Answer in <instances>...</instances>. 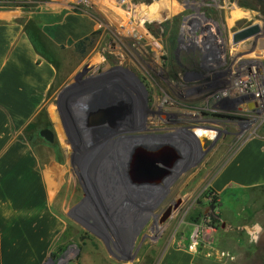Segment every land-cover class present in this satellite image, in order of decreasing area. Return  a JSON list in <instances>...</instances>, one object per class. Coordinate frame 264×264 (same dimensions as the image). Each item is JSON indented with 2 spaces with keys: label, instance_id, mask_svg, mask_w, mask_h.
<instances>
[{
  "label": "rangeland",
  "instance_id": "rangeland-1",
  "mask_svg": "<svg viewBox=\"0 0 264 264\" xmlns=\"http://www.w3.org/2000/svg\"><path fill=\"white\" fill-rule=\"evenodd\" d=\"M236 2H0V11L20 14L27 26L33 25L35 13L60 9L91 15L98 24L85 40L82 54L76 45L61 58L50 54L59 76L47 105L49 115L44 110L25 131L35 136L32 147L44 148L51 196L58 188L52 211L65 222L64 234L46 264H77L82 247L90 242L100 244L106 253L109 248L118 264H155L168 246L178 248L179 242L186 246L194 226L203 225L208 217L215 230L220 229L221 200L210 188V180L241 141L264 123V111L259 118L232 111L227 103L222 110L216 93L219 86H208L214 78L196 74L204 70L200 53H186L183 43H178L179 62L189 61L190 73L185 75L173 66L175 49L170 43L176 45L184 17L193 13L176 12L190 4L221 6L220 11L194 14L198 21L206 18L218 25L228 50L235 31L251 24H259L264 31V0ZM251 45V40L244 41L239 50H249ZM176 72L181 74L178 80ZM221 85L231 86L227 80ZM213 112L239 120L211 122L214 118L206 114ZM103 114H112L114 123L97 122L96 117ZM43 128L53 131V143L39 136ZM141 153L175 158L171 166L157 163L166 171L160 180L137 181L132 162ZM258 200L264 201V190L251 204ZM176 201L177 208L160 223L162 213ZM221 202L227 205L231 200L224 196ZM259 204L251 207L255 215L264 214V202Z\"/></svg>",
  "mask_w": 264,
  "mask_h": 264
},
{
  "label": "crops",
  "instance_id": "crops-1",
  "mask_svg": "<svg viewBox=\"0 0 264 264\" xmlns=\"http://www.w3.org/2000/svg\"><path fill=\"white\" fill-rule=\"evenodd\" d=\"M35 15L27 26L20 14L0 11V264H46L64 234L65 222L52 211L58 188L51 196L44 148L32 147L35 136L25 131L44 110L49 112L59 76L50 54L61 58L98 29L88 14L60 9ZM260 125L210 180L221 201L224 196L231 200L227 205L220 201L215 239L196 251L168 246L155 264L264 263V214L251 210L264 202L251 204L264 190V123ZM90 243L82 247L77 264H118L109 248L106 253L100 244Z\"/></svg>",
  "mask_w": 264,
  "mask_h": 264
},
{
  "label": "built area",
  "instance_id": "built-area-1",
  "mask_svg": "<svg viewBox=\"0 0 264 264\" xmlns=\"http://www.w3.org/2000/svg\"><path fill=\"white\" fill-rule=\"evenodd\" d=\"M0 2H21L26 5L34 4L35 0H0ZM263 36H260V35ZM249 50H231L229 56L216 51H209L206 61L212 71L218 72L224 60L228 59L227 81L231 86L225 88L223 95L227 102L234 101V109L243 113L256 115L260 118L264 111V34L261 32L251 38ZM214 195V194H212ZM214 213H213V215ZM215 228L211 224V217L203 225H195L189 236V245L179 242L178 248L196 251L199 247L209 245L214 239ZM224 256V252H218Z\"/></svg>",
  "mask_w": 264,
  "mask_h": 264
},
{
  "label": "flooded vegetation",
  "instance_id": "flooded-vegetation-1",
  "mask_svg": "<svg viewBox=\"0 0 264 264\" xmlns=\"http://www.w3.org/2000/svg\"><path fill=\"white\" fill-rule=\"evenodd\" d=\"M190 1V0H189ZM237 4L241 3V0H237L236 2ZM203 5H205V3H202ZM201 4V5H202ZM187 7L185 8H182L180 9L179 11L180 12H176V13H184V12H187V13H191L189 15V17L185 16L184 19H183V27L181 28V34L179 36V38H177L176 40V45H175V41L171 42L170 45L172 46V48L175 49V51L172 52V55H173V59H175V63H173V66L174 67H180L182 69L183 74L187 75L189 74L190 72L188 71L189 67L187 65L186 62H189V61H186V62H183V63H180L178 58H177V54H178V51L181 50L179 46V44L183 43V50L184 52L188 53L191 51H195V52H199V56H200V63L202 64L201 67L204 68V70H201V71H198L196 72V74H202L203 76L205 75H211L212 78H214V80L211 82H209V87L210 86H213V84L215 86H219L218 90H217V98H218V104L220 106V108L222 110H224V108L226 106H228L227 104H229V108H231L232 111H234V101L233 102H227L225 100V98H221L219 97L223 91L225 90L226 86H222L221 84H226V73H227V64H228V59L226 58V60H224V64H222V67L221 68H218V72H215V71H212L208 65V62L206 61L207 59V56H208V53L209 51H216V49H219L220 50V53L226 55V56H229V53L231 50H237L239 52H241L242 50H239V46L241 45V43H244L243 42H240L238 44H234L232 42V38H231V42H230V47H229V50L226 49V40L222 39L220 36V33H219V30H218V25L213 22L212 20H206V18L204 19L205 22H202V21H198L199 18H197L196 16L198 15L197 13L194 14L195 11H202V13H204V10H207V11H211V10H217V11H220L221 10V6H215L214 8L212 7H195L194 5L190 4L189 5H186ZM189 11V12H188ZM209 22V23H208ZM252 25H259V24H251V25H248L246 27H243L237 31H235L234 33L244 29V28H247L249 26H252ZM186 26V31H183V28ZM260 26V25H259ZM263 33L264 34V31H263V28L262 26H260V33ZM233 33V34H234ZM259 33V34H260ZM232 34V36H233ZM258 35V34H257ZM255 35V36H257ZM148 36V35H147ZM253 36V37H255ZM251 37V38H253ZM251 38L247 39V40H251ZM85 40H87V38L79 41L77 44H76V48H78V54H82L84 52L83 50V46L85 45ZM245 40V41H247ZM227 41V43H229ZM179 43V44H178ZM78 45V46H77ZM175 45V46H174ZM176 47V48H175ZM197 50V51H196ZM192 55V54H191ZM167 56L168 54H166L165 52V57L167 59ZM165 57H161L162 61L165 62L166 59ZM186 63V64H185ZM205 66H204V64ZM181 74L179 72H176L175 74V79H179ZM209 81V79H208ZM219 84V85H217ZM216 88V87H214ZM210 95H214L213 93L210 94ZM223 95V94H222ZM177 98H178V95H177ZM227 103V104H226ZM227 107V108H228ZM226 108V109H227ZM206 116H209L211 118H214L213 120H210L211 122H214L216 121L218 124L221 123V122H231V121H238L239 118L237 117H232L231 118H227L225 115H222V114H218V113H209V114H206ZM96 120L97 122H100V123H103V122H106V123H109V124H113L114 123V116L112 114H106L104 116L103 115H100V116H97L96 117ZM226 135H232V134H226ZM263 247H261L262 249ZM264 264V263H263Z\"/></svg>",
  "mask_w": 264,
  "mask_h": 264
},
{
  "label": "water",
  "instance_id": "water-1",
  "mask_svg": "<svg viewBox=\"0 0 264 264\" xmlns=\"http://www.w3.org/2000/svg\"><path fill=\"white\" fill-rule=\"evenodd\" d=\"M260 33L259 25H252L244 28L232 36V42L238 44ZM39 136L46 142H54V133L49 128H43L39 131ZM175 157H160L155 155L137 154L132 162V175L137 181H156L160 180L166 173L165 170L158 167L157 163H161L166 166H171ZM179 201H176L173 205H170L160 216V223H163L168 219L173 210L177 208Z\"/></svg>",
  "mask_w": 264,
  "mask_h": 264
},
{
  "label": "bare ground",
  "instance_id": "bare-ground-1",
  "mask_svg": "<svg viewBox=\"0 0 264 264\" xmlns=\"http://www.w3.org/2000/svg\"><path fill=\"white\" fill-rule=\"evenodd\" d=\"M186 27H184V31H186ZM119 64V63H118ZM195 134V133H194ZM197 134H199V136H202L203 132L197 131ZM212 134V133H211ZM209 136L211 137L212 135L209 134ZM202 138V137H201ZM134 158V157H133ZM173 164V163H172ZM171 168V167H170ZM187 201V200H185Z\"/></svg>",
  "mask_w": 264,
  "mask_h": 264
},
{
  "label": "trees",
  "instance_id": "trees-1",
  "mask_svg": "<svg viewBox=\"0 0 264 264\" xmlns=\"http://www.w3.org/2000/svg\"><path fill=\"white\" fill-rule=\"evenodd\" d=\"M78 46V45H77Z\"/></svg>",
  "mask_w": 264,
  "mask_h": 264
}]
</instances>
